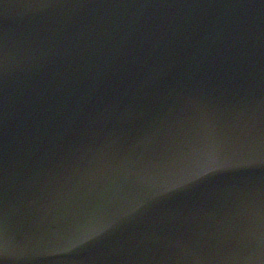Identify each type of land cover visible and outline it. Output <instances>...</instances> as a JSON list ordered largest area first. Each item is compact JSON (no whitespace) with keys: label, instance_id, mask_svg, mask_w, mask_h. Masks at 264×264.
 Instances as JSON below:
<instances>
[{"label":"water","instance_id":"1","mask_svg":"<svg viewBox=\"0 0 264 264\" xmlns=\"http://www.w3.org/2000/svg\"><path fill=\"white\" fill-rule=\"evenodd\" d=\"M0 264H264V0H0Z\"/></svg>","mask_w":264,"mask_h":264}]
</instances>
